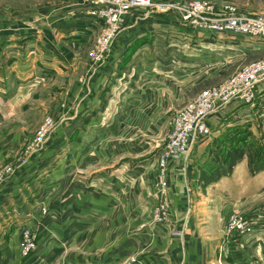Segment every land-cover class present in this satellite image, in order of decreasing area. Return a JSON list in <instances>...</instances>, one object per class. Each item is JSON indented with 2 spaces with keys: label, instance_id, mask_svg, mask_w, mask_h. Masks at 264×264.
I'll return each mask as SVG.
<instances>
[{
  "label": "crops",
  "instance_id": "0c3cea01",
  "mask_svg": "<svg viewBox=\"0 0 264 264\" xmlns=\"http://www.w3.org/2000/svg\"><path fill=\"white\" fill-rule=\"evenodd\" d=\"M91 9L89 0H0V111L47 91L58 121L47 145L0 184V264H264V214L251 211L264 200V169L251 175L246 160L229 174L203 168L210 137L170 163L163 190L155 171L159 117L173 114L174 98L179 106L190 83L207 79L202 66L264 53V42L135 9L107 63L92 67L101 22ZM257 101L228 104L210 118L212 133L228 120L255 129L264 84ZM203 175L213 181L205 186ZM160 204L170 206L171 223L154 221ZM231 214L252 216L256 228L226 236ZM182 226L181 238L170 236ZM26 229L39 241L27 258Z\"/></svg>",
  "mask_w": 264,
  "mask_h": 264
},
{
  "label": "rangeland",
  "instance_id": "374dc122",
  "mask_svg": "<svg viewBox=\"0 0 264 264\" xmlns=\"http://www.w3.org/2000/svg\"><path fill=\"white\" fill-rule=\"evenodd\" d=\"M157 3H173V4H186L189 2H193L195 0H155ZM210 1L216 7H222L225 5L233 6L238 12L244 13L247 15L257 16L264 15V0H205ZM90 5H92V9L94 6L93 0H89ZM26 5H24L25 7ZM164 13H171L174 15H178L179 11H167ZM128 16V15H127ZM126 16V17H127ZM125 17V18H126ZM123 22L120 25L119 33L122 30ZM181 19V18H180ZM182 21V20H181ZM101 28V26H100ZM101 30L99 29V34L94 43V48L90 53V62L92 67H98L105 65L109 60L110 56H112L114 42L117 39V36L113 39L111 44L112 50L109 54V57L100 62H94L92 60L93 52L96 49L97 40ZM249 38V37H248ZM253 39V38H252ZM236 40V39H235ZM253 41V40H252ZM264 40L255 39L253 41L254 44L262 43ZM259 60H264V53H258L254 56H244L242 58H235L234 60H227L225 57H219L216 61L210 62L204 66H202V70L206 73L207 79L202 83L195 84V86L189 85V89L185 91L184 97L179 106H177V98H174L173 101V114L163 115V117H159V125L162 126L161 131L159 133L160 147L157 149L159 153V161L156 165L155 171L157 173V187L160 189H165L167 187V179H168V170L171 162H181L186 159L187 155L190 154L194 156L196 153V148H193L190 153L187 151H183L176 155L177 158L171 154L170 142L175 138L178 129V123L182 117V115L187 112V110L192 107L197 98L205 91L211 90V88H215L223 84L227 81L228 78L233 76L234 74L240 72L246 66L251 65L252 63L258 62ZM189 69H193L194 67H188ZM190 80V79H189ZM261 85L264 82L260 83ZM259 85V87L261 86ZM259 87H256V90L259 92ZM50 94L51 92L41 91L39 97L34 98V100L27 102V104L20 108H12L9 109V113L11 115L10 118L6 119L5 109L0 111V113H4L5 121L0 123V184L3 183L9 176L13 173L17 172L20 166L28 163L29 158L36 154V152L40 151L44 148L52 137V134L57 129L58 121L55 118L54 106L49 104L50 102ZM258 94L256 93L255 104L256 107H260L257 101ZM43 102L44 106H42ZM264 103V101H263ZM253 104V103H252ZM250 105V104H247ZM262 106L261 108H263ZM222 109L216 110L212 113V115L208 119V124L210 118L213 115H216ZM8 113V111H6ZM8 113V114H9ZM264 114V111L260 109V113L258 116ZM226 116V119H228ZM264 116V115H263ZM261 118V117H260ZM259 118V119H260ZM230 121V120H228ZM227 121L228 124L220 130L218 133H212L211 126L209 124L211 134L206 137V139L212 137L213 144L212 147H206L202 154L205 156L202 165L203 168H206L208 165H214V167L219 168L224 173H231L232 169L244 162L247 161L248 169L251 175L257 174L252 172L251 170H257L261 167H264V122L259 120L256 122L257 126L255 129L250 124H244L243 126H236ZM215 137H214V136ZM204 140L203 138L200 141ZM199 141V142H200ZM196 144V147L198 143ZM145 156H151V153L146 151L144 152ZM228 173V174H229ZM207 176V175H205ZM216 176V175H215ZM214 178V177H213ZM213 178H208L210 181L206 180L204 175L203 179L205 181V186L210 184L213 181ZM259 206H255L251 211H256V214H260L262 216L264 214V200H260ZM168 205V203H167ZM164 206L162 204L156 206L153 211V219L157 224L166 225L171 223L170 217V206ZM258 210V211H257ZM232 215V214H231ZM230 215V216H231ZM244 215V214H240ZM227 218V222L225 225V235L231 236L233 233L228 234L226 227L229 222V218ZM185 227L182 226L176 229H171L169 231L170 236L182 237ZM36 233V232H35ZM237 235V234H235ZM240 236V235H239ZM38 235L36 234V241ZM21 241V240H20ZM38 242L36 243V248L28 255L21 256L27 258L34 254L38 249ZM21 244V242H20ZM225 264L224 261L220 259H216L213 264ZM132 264L135 263V260L131 261ZM227 264V263H226Z\"/></svg>",
  "mask_w": 264,
  "mask_h": 264
},
{
  "label": "built area",
  "instance_id": "2783aa9c",
  "mask_svg": "<svg viewBox=\"0 0 264 264\" xmlns=\"http://www.w3.org/2000/svg\"><path fill=\"white\" fill-rule=\"evenodd\" d=\"M89 14L100 20L101 33L97 40L92 60L100 62L109 57L113 39L129 12L135 9H148L156 12L179 11L182 22L205 32H214L233 37H249L264 40V15H247L238 12L233 6L216 7L210 1L195 0L186 4L157 3L155 0H93ZM264 82V60L246 66L218 87L203 92L195 104L185 112L179 123L175 138L170 142L171 154L190 153L200 139L211 134L208 119L212 113L224 109L228 104H252L260 83ZM252 216L232 214L226 230L228 234L247 236L256 228ZM36 233L26 229L22 233L21 253L28 255L36 248ZM222 260V259H221ZM222 264V262L220 263Z\"/></svg>",
  "mask_w": 264,
  "mask_h": 264
},
{
  "label": "trees",
  "instance_id": "16d2710c",
  "mask_svg": "<svg viewBox=\"0 0 264 264\" xmlns=\"http://www.w3.org/2000/svg\"><path fill=\"white\" fill-rule=\"evenodd\" d=\"M262 169H264V167H261L260 169H257V170H251V171H252V172L257 171L256 173H258V172H261ZM228 173H229V172H228Z\"/></svg>",
  "mask_w": 264,
  "mask_h": 264
}]
</instances>
